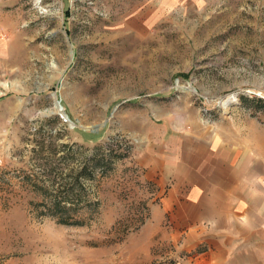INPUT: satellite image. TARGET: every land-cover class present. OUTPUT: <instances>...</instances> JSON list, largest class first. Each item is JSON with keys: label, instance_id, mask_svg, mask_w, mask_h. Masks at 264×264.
Masks as SVG:
<instances>
[{"label": "rangeland", "instance_id": "rangeland-1", "mask_svg": "<svg viewBox=\"0 0 264 264\" xmlns=\"http://www.w3.org/2000/svg\"><path fill=\"white\" fill-rule=\"evenodd\" d=\"M220 130L264 132V0H0V264H174L161 162Z\"/></svg>", "mask_w": 264, "mask_h": 264}, {"label": "crops", "instance_id": "crops-1", "mask_svg": "<svg viewBox=\"0 0 264 264\" xmlns=\"http://www.w3.org/2000/svg\"><path fill=\"white\" fill-rule=\"evenodd\" d=\"M245 135L220 130L163 158L174 264H264V132Z\"/></svg>", "mask_w": 264, "mask_h": 264}, {"label": "trees", "instance_id": "trees-1", "mask_svg": "<svg viewBox=\"0 0 264 264\" xmlns=\"http://www.w3.org/2000/svg\"><path fill=\"white\" fill-rule=\"evenodd\" d=\"M96 150H98L99 152L103 151L104 154L103 156H100L99 154H94L90 158L87 159V162L84 164V170L82 171V173H84L83 174L84 177H87L88 180L95 179L96 177L95 169H100L101 163H105V161H110L107 159H113V158L122 159L127 156L126 152H125L126 155L121 154L118 148L115 147L113 144L96 147ZM68 202L66 198H60L57 196V199L50 200V205L53 208L59 210L60 208H62V206L63 208H66L68 205ZM60 223L69 224V222H66L65 220H62ZM74 224H78V223H74Z\"/></svg>", "mask_w": 264, "mask_h": 264}, {"label": "water", "instance_id": "water-1", "mask_svg": "<svg viewBox=\"0 0 264 264\" xmlns=\"http://www.w3.org/2000/svg\"><path fill=\"white\" fill-rule=\"evenodd\" d=\"M229 102H230V101L225 102L224 105H225V106L228 105ZM58 104H59V106H60V103H59V102H58ZM60 110H62L61 106H60ZM62 118L67 119V117H65L64 114H62Z\"/></svg>", "mask_w": 264, "mask_h": 264}, {"label": "bare ground", "instance_id": "bare-ground-1", "mask_svg": "<svg viewBox=\"0 0 264 264\" xmlns=\"http://www.w3.org/2000/svg\"><path fill=\"white\" fill-rule=\"evenodd\" d=\"M58 105V104H57ZM58 109H60V107L58 106ZM66 117V116H65Z\"/></svg>", "mask_w": 264, "mask_h": 264}]
</instances>
